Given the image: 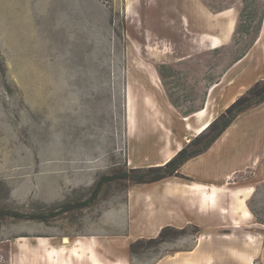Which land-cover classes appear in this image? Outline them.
Returning a JSON list of instances; mask_svg holds the SVG:
<instances>
[{
    "label": "rangeland",
    "instance_id": "374dc122",
    "mask_svg": "<svg viewBox=\"0 0 264 264\" xmlns=\"http://www.w3.org/2000/svg\"><path fill=\"white\" fill-rule=\"evenodd\" d=\"M221 10L235 23L211 49ZM263 15L264 0H0V264L16 253L18 264H154L191 249L197 225L174 211L158 236L164 226L143 212L150 184L178 187L180 177L137 183L129 169L164 163L192 132L182 116L205 103L224 112L264 79L253 45L264 41ZM219 80L225 96L209 91ZM132 194L140 206L130 215ZM251 204L264 221V182Z\"/></svg>",
    "mask_w": 264,
    "mask_h": 264
},
{
    "label": "crops",
    "instance_id": "0c3cea01",
    "mask_svg": "<svg viewBox=\"0 0 264 264\" xmlns=\"http://www.w3.org/2000/svg\"><path fill=\"white\" fill-rule=\"evenodd\" d=\"M232 29L229 35L223 38L219 24L216 34H207V41L210 39L209 36L215 35L225 43L231 37ZM262 32H264V15L259 30V33ZM260 39L258 35L253 45L258 44V50L263 55L264 41ZM243 57L236 60L233 65L241 63ZM222 89L224 96L227 95L228 89L219 80L211 85L209 91ZM236 97L234 96L229 102L231 103ZM203 106L206 107V103ZM214 112L216 111L210 103L208 114ZM193 113L185 116H191ZM183 117L181 118L184 121ZM183 129L186 131L184 124ZM179 141L178 138L177 143ZM184 144L185 141L179 148ZM177 171L181 175L178 176L179 179L182 180L178 187L164 185L161 182L150 184L144 197V203L148 202V205L146 204L147 208L143 212L150 210L149 214L153 219L151 226H157V230L177 220L174 216L168 215L175 211L180 212L179 218L185 220L184 224L193 223L200 228V232L191 249L177 250L172 255L160 258L154 264H171L166 262V259L176 255L184 259L183 263L178 264H253L256 257L262 258L264 263V221L256 217L255 209L251 206L258 184L264 182V100L240 112L205 151L184 161ZM212 185L219 191H210L209 187ZM237 190L242 203L240 201L232 203V194ZM154 193L163 200L175 199L178 205L159 210L150 208L151 195ZM204 193L213 195L214 204L202 205ZM135 196V194L130 195V215L136 214L132 211L133 206L139 213L140 204L136 203ZM133 217L136 226H139L138 223L144 224L139 217L138 219ZM149 227L146 226L145 229ZM239 257L243 261H240ZM18 260L19 256L16 253L11 258L10 264H18Z\"/></svg>",
    "mask_w": 264,
    "mask_h": 264
},
{
    "label": "trees",
    "instance_id": "16d2710c",
    "mask_svg": "<svg viewBox=\"0 0 264 264\" xmlns=\"http://www.w3.org/2000/svg\"><path fill=\"white\" fill-rule=\"evenodd\" d=\"M263 100L264 79H261L256 81L243 94L237 97L204 131L179 149L169 160L160 165L130 168L129 172L131 173L134 182L150 183L170 176H181L177 170L184 161L205 151L240 112L259 104ZM207 130H211V132ZM192 146L195 147L192 148ZM102 182L103 179H100L97 182L94 194H96ZM168 228L169 226L162 227L158 236H161L163 231Z\"/></svg>",
    "mask_w": 264,
    "mask_h": 264
},
{
    "label": "bare ground",
    "instance_id": "6f19581e",
    "mask_svg": "<svg viewBox=\"0 0 264 264\" xmlns=\"http://www.w3.org/2000/svg\"><path fill=\"white\" fill-rule=\"evenodd\" d=\"M216 16H222L224 17L225 21L223 23L220 24V27L222 28V35H223V38L224 37H227L232 29V26H233V23H234V16L230 13H228V10H221L219 11ZM213 19V18H212ZM202 20V19H201ZM200 18H199V22L201 21ZM204 20V19H203ZM207 20V19H206ZM205 20V21H206ZM206 23V22H205ZM203 27V26H202ZM206 28V27H205ZM207 29V28H206ZM215 31V30H214ZM212 32V31H211ZM217 32V31H215ZM209 41H208V46L209 48L211 49H215V48H218L219 46H221L223 44V41H221V39H219L218 37H216L215 35H211L209 36ZM264 47V45H263ZM264 54V52H263ZM146 99V98H145ZM208 109H209V104L207 103L206 104V107L205 106H202L200 109L196 110L192 115L196 117V119H198V121H200L201 123L194 127L191 125V122H190V116L188 117H184V121H185V129L189 130V131H192L190 133V135H186L184 137H179L180 141L182 143V141H188L189 140V137L192 136H197L199 135L202 131H204L209 125L210 123L218 116L220 115L222 109L216 111L215 113H212L211 115L208 114ZM135 113L136 114H139L140 111H139V107H135ZM141 115V114H139ZM160 127H163L162 125H160ZM176 143L175 147L170 149V148H167L165 149L163 156L161 157V161H164V160H169L176 152L177 150L179 149L181 143ZM209 190H213V191H219L218 188L214 185H212L211 187H209ZM213 193V192H212ZM232 203H242L239 199V192L238 190L233 192L232 194ZM214 197L212 194H209V193H204L203 197H202V205H212L214 204ZM69 241V238L68 237H63L62 238V242L63 243H67ZM75 255V254H74ZM239 260L240 261H243L242 258L239 257Z\"/></svg>",
    "mask_w": 264,
    "mask_h": 264
},
{
    "label": "water",
    "instance_id": "95a60500",
    "mask_svg": "<svg viewBox=\"0 0 264 264\" xmlns=\"http://www.w3.org/2000/svg\"><path fill=\"white\" fill-rule=\"evenodd\" d=\"M184 117H186V116H184ZM184 117H183V118H184Z\"/></svg>",
    "mask_w": 264,
    "mask_h": 264
}]
</instances>
